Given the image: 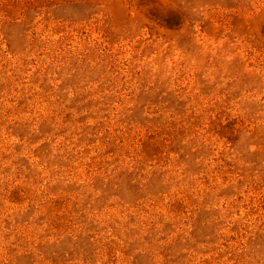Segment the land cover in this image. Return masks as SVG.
I'll list each match as a JSON object with an SVG mask.
<instances>
[{
    "label": "rangeland",
    "instance_id": "rangeland-1",
    "mask_svg": "<svg viewBox=\"0 0 264 264\" xmlns=\"http://www.w3.org/2000/svg\"><path fill=\"white\" fill-rule=\"evenodd\" d=\"M0 264H264V0H0Z\"/></svg>",
    "mask_w": 264,
    "mask_h": 264
}]
</instances>
